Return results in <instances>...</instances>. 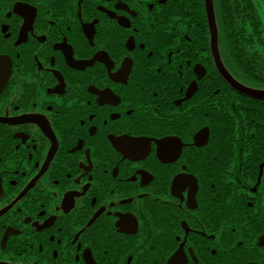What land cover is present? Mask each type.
<instances>
[{
	"label": "flooded vegetation",
	"instance_id": "obj_1",
	"mask_svg": "<svg viewBox=\"0 0 264 264\" xmlns=\"http://www.w3.org/2000/svg\"><path fill=\"white\" fill-rule=\"evenodd\" d=\"M169 3L0 0V264H264V98Z\"/></svg>",
	"mask_w": 264,
	"mask_h": 264
},
{
	"label": "trees",
	"instance_id": "obj_2",
	"mask_svg": "<svg viewBox=\"0 0 264 264\" xmlns=\"http://www.w3.org/2000/svg\"><path fill=\"white\" fill-rule=\"evenodd\" d=\"M218 27V46L225 59L239 64L242 59L264 61V23L254 0H213ZM199 12V17L189 18L193 27L203 28L199 41L207 47L211 35L205 0H170L167 11ZM191 17V16H190ZM245 65H240L244 68ZM240 68V69H241ZM253 70L252 76L256 77Z\"/></svg>",
	"mask_w": 264,
	"mask_h": 264
},
{
	"label": "water",
	"instance_id": "obj_3",
	"mask_svg": "<svg viewBox=\"0 0 264 264\" xmlns=\"http://www.w3.org/2000/svg\"><path fill=\"white\" fill-rule=\"evenodd\" d=\"M205 2H206V12H207V17H208L209 28L211 32V48H212V52H213L214 58L216 60V63H217V66L220 72L227 79V81H229L233 85V87H235L239 91L249 96H252L254 98H264V94H260V93L256 94L254 92H251L245 88H242L236 85L233 79L225 71L224 66L221 62L220 53L218 49V29H217L215 14H214L213 0H205Z\"/></svg>",
	"mask_w": 264,
	"mask_h": 264
},
{
	"label": "rangeland",
	"instance_id": "obj_4",
	"mask_svg": "<svg viewBox=\"0 0 264 264\" xmlns=\"http://www.w3.org/2000/svg\"><path fill=\"white\" fill-rule=\"evenodd\" d=\"M254 2L258 6L259 14L264 23V0H254Z\"/></svg>",
	"mask_w": 264,
	"mask_h": 264
},
{
	"label": "snow or ice",
	"instance_id": "obj_5",
	"mask_svg": "<svg viewBox=\"0 0 264 264\" xmlns=\"http://www.w3.org/2000/svg\"><path fill=\"white\" fill-rule=\"evenodd\" d=\"M162 147V150H164V146H161Z\"/></svg>",
	"mask_w": 264,
	"mask_h": 264
}]
</instances>
